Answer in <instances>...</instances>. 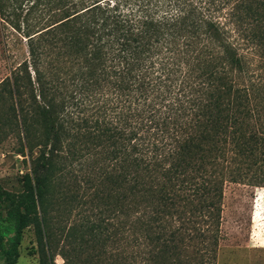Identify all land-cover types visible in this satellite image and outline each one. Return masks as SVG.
<instances>
[{
  "label": "trees",
  "instance_id": "16d2710c",
  "mask_svg": "<svg viewBox=\"0 0 264 264\" xmlns=\"http://www.w3.org/2000/svg\"><path fill=\"white\" fill-rule=\"evenodd\" d=\"M24 57L0 81L19 188L0 255L216 264L224 187L264 186V0H0Z\"/></svg>",
  "mask_w": 264,
  "mask_h": 264
},
{
  "label": "rangeland",
  "instance_id": "374dc122",
  "mask_svg": "<svg viewBox=\"0 0 264 264\" xmlns=\"http://www.w3.org/2000/svg\"><path fill=\"white\" fill-rule=\"evenodd\" d=\"M24 57L20 36L0 15V81ZM7 102L0 100V114H7ZM0 116L1 118H3ZM0 129V180L8 189L19 188V177L29 170L37 151L22 155L20 140L8 125ZM22 171V172H21ZM33 229L26 228L15 264H38ZM56 263L62 262L59 256ZM3 259L0 255V264ZM216 264H264V186L227 183L224 187L220 242Z\"/></svg>",
  "mask_w": 264,
  "mask_h": 264
},
{
  "label": "built area",
  "instance_id": "2783aa9c",
  "mask_svg": "<svg viewBox=\"0 0 264 264\" xmlns=\"http://www.w3.org/2000/svg\"><path fill=\"white\" fill-rule=\"evenodd\" d=\"M22 172V171H21Z\"/></svg>",
  "mask_w": 264,
  "mask_h": 264
}]
</instances>
